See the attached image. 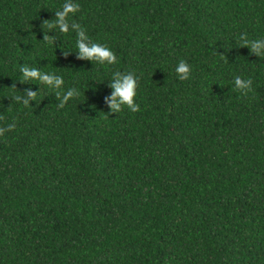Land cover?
<instances>
[{
    "label": "trees",
    "instance_id": "obj_1",
    "mask_svg": "<svg viewBox=\"0 0 264 264\" xmlns=\"http://www.w3.org/2000/svg\"><path fill=\"white\" fill-rule=\"evenodd\" d=\"M65 2L0 0V264H264V0H72L112 65ZM116 72L139 111L110 112Z\"/></svg>",
    "mask_w": 264,
    "mask_h": 264
},
{
    "label": "clouds",
    "instance_id": "obj_2",
    "mask_svg": "<svg viewBox=\"0 0 264 264\" xmlns=\"http://www.w3.org/2000/svg\"><path fill=\"white\" fill-rule=\"evenodd\" d=\"M78 8V3L72 2V0H66L62 9L55 12V27H57L62 33H68L70 30L75 31L77 36L76 44L78 48V51L75 53L78 58L96 61L97 63L106 65L116 63L117 57L110 48L102 44L91 42L86 32L80 25L69 22V15L75 14ZM242 39L244 45L248 47L253 54L257 57L264 56V39H256L253 41H248L243 37ZM21 71L25 79H39L42 82H46L57 87L63 84L61 77L41 73L36 68L23 67ZM175 72L178 75V79L186 80L189 78L191 72L190 65L186 61L181 60L175 67ZM234 85L241 92H247L252 87V80L237 76L235 78ZM137 86L138 78L134 74L121 72L114 73L111 80L108 82V87L112 91L110 95L105 98V103L108 105L110 112L117 113L125 106L132 112L139 111V104L135 102ZM35 95L36 92L27 90L26 96H17L15 99L27 105L30 104L31 98ZM72 95L73 91L70 90L67 92V97ZM15 127V122L10 123L7 125V128H0V134H3L7 130L14 129Z\"/></svg>",
    "mask_w": 264,
    "mask_h": 264
}]
</instances>
